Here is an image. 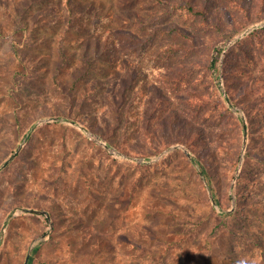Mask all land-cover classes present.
Segmentation results:
<instances>
[{
	"label": "rangeland",
	"instance_id": "1",
	"mask_svg": "<svg viewBox=\"0 0 264 264\" xmlns=\"http://www.w3.org/2000/svg\"><path fill=\"white\" fill-rule=\"evenodd\" d=\"M29 252L264 264V0H0V264Z\"/></svg>",
	"mask_w": 264,
	"mask_h": 264
},
{
	"label": "trees",
	"instance_id": "2",
	"mask_svg": "<svg viewBox=\"0 0 264 264\" xmlns=\"http://www.w3.org/2000/svg\"><path fill=\"white\" fill-rule=\"evenodd\" d=\"M198 9H199V7H198L196 10H198ZM216 62H217V59L212 60V63H211V66H212V69H213L215 75L218 74V67L215 65ZM217 80H218V79H217ZM196 162H197V161H196ZM197 164H198V162H197ZM198 165H199V164H198ZM199 167H200L201 172H202V174H203V176H204V179L206 180L207 184L210 186V181H209V178H208V175H209V174L205 172L204 168H203L201 165H199Z\"/></svg>",
	"mask_w": 264,
	"mask_h": 264
},
{
	"label": "water",
	"instance_id": "3",
	"mask_svg": "<svg viewBox=\"0 0 264 264\" xmlns=\"http://www.w3.org/2000/svg\"><path fill=\"white\" fill-rule=\"evenodd\" d=\"M20 147H21V146H19V147L17 148V151H16V152L19 151ZM15 154H16V153H15ZM13 157H14V155L11 157V159H12ZM213 205H214L215 207L218 206L215 202H213ZM23 212H26V213H34V214H40V215H41V214L46 215L45 212H42V211H36V210H32V209H23ZM29 255H30V252L28 253V255H27L26 259H25V264L27 263V261H28V259H29Z\"/></svg>",
	"mask_w": 264,
	"mask_h": 264
}]
</instances>
